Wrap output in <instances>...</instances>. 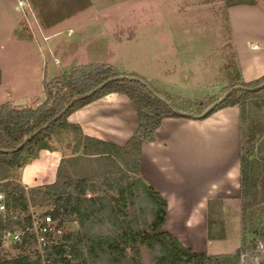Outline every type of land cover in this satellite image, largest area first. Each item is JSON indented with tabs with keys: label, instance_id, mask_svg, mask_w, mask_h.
I'll return each instance as SVG.
<instances>
[{
	"label": "trees",
	"instance_id": "trees-1",
	"mask_svg": "<svg viewBox=\"0 0 264 264\" xmlns=\"http://www.w3.org/2000/svg\"><path fill=\"white\" fill-rule=\"evenodd\" d=\"M59 2L61 9L66 10L72 0L71 3L67 0H59ZM260 2L261 0H228V5L229 8L240 5L254 6ZM68 11L67 17H70L83 11V8L80 9L76 4L74 8H68ZM234 55L236 57V52ZM235 61L239 75L226 93L235 90L203 120L227 107L238 106L240 109V203L243 248L238 249L233 255L211 256L196 253L185 247L174 234L164 229L169 204L155 187L141 177L140 171L143 144L157 139V131L163 120L193 119L174 112L152 91L167 100L174 109L195 116L202 115L221 97L208 100L180 99L172 94L160 92L150 81L139 75L122 73L111 65L88 64L76 66L52 81H46L44 89L46 100L38 108L16 107L12 102L0 104V184L3 182L0 185V192L5 193L8 207L6 212L0 213V264H44L43 257L36 248L35 237L30 232L23 236L22 242H11L17 255L8 257L2 254L6 236L12 235L17 230L21 231L22 229L19 228L29 226L30 208L44 202L54 206V209L46 214L52 215L56 221L60 220V228L61 224L73 216L82 228V231L56 238V244L52 245L51 250L46 254L45 260L51 261L50 264L59 262H62L61 264H124L127 260L129 264H143L142 248H147L155 255L156 264H241L242 256L247 250L248 230L251 227L254 229L250 220L253 217L250 209L256 207L259 201V182L262 172L257 173L255 160L260 159V154L264 153V146H261L260 152L257 151V144L264 141V88H255L264 83V77L253 82H245L236 58ZM114 78L119 79L113 80L89 98L76 102L64 116L52 122L74 99L87 95ZM1 82L0 68V85ZM111 94L127 96L139 117L137 132L123 147L86 136L79 126L68 121L69 116L75 111ZM47 125L49 127L45 128ZM37 132L38 134L35 135ZM65 134L76 137L69 140L66 147L65 145L58 147L57 141ZM72 142L74 147L71 149V156L67 157L65 150L72 145ZM44 150L62 154L54 183L29 188L8 181L12 176L10 170L25 168L37 160ZM92 159L99 164L105 163L102 165L105 169L100 170L97 175L85 173L81 179L75 180L76 175L72 173L74 167L78 163ZM98 165L96 167L100 168ZM107 190L116 191L117 197L107 201L106 197L97 195ZM90 194L93 196L89 197ZM143 195L152 205V220L145 227L136 224L137 228H133L131 221L126 219L125 210L128 206L136 205L137 200ZM222 205L218 200H208L209 241H219L225 237L223 224L217 219V215L219 217L222 215L220 210ZM119 215H124V220L127 221L124 222V228L116 219L121 231L112 243L104 244L102 241H96L91 229L93 219ZM260 224L264 227V221ZM130 251L131 257H129ZM68 255L72 256V262H66L65 256ZM58 256L62 257L61 261L56 259Z\"/></svg>",
	"mask_w": 264,
	"mask_h": 264
},
{
	"label": "rangeland",
	"instance_id": "rangeland-1",
	"mask_svg": "<svg viewBox=\"0 0 264 264\" xmlns=\"http://www.w3.org/2000/svg\"><path fill=\"white\" fill-rule=\"evenodd\" d=\"M42 1H33L31 7L33 13L31 8L19 6V12L29 17L32 27L34 25L37 28L35 21L40 18L44 26L49 23L47 28H51L52 25L58 28L59 24H61L60 29L73 28L70 36L69 32H65L64 36L49 42L54 49L44 58V69L41 72L48 82L76 66L106 64L116 67L122 73L135 74L147 79L160 92L172 94L180 99L208 100L225 95L239 75L235 65L237 55L236 57L234 55L237 52L236 36L228 14V0H72V3L71 0H67L71 4L66 10L57 6L52 10V6L50 7L48 3H45V6ZM261 3L264 4V0L258 4ZM76 4L80 9L83 8V11L79 12L81 14L75 13L78 16L62 24L70 18L67 17L68 8H74ZM244 18H247V14ZM79 36L86 37L91 44L90 49H85L88 44L85 42L83 45ZM237 62L239 63L238 60ZM7 76L12 79L10 73ZM75 137L65 134L59 138L56 145L66 147L67 142ZM261 146H264V141L257 144L258 152ZM72 147H74L73 142L65 150L67 157L71 156ZM260 156V159L255 160L257 173L262 172L259 182V201L256 207L250 209V214L253 216L250 220L254 229L251 227L248 230L247 250L245 247L246 252L242 256L241 264H264V227L260 224L264 221V153ZM98 164L94 159L78 163L72 170L76 175L74 179H81L85 173L99 174L100 170L105 169L102 166L105 163ZM97 165L100 168H97ZM185 169L184 184L177 187L164 185L163 188L174 195V199L177 193L186 199H193L192 207L187 203V207L193 210L207 191L206 185L203 184L210 177V173L199 171L192 176L193 173L188 165ZM23 170L24 168L10 170L12 176L8 181L29 188L48 185L45 179L37 180L32 185L24 184L21 179ZM179 175L183 176V170H179ZM156 190L159 192L158 189ZM176 191L178 192L175 193ZM97 195L106 197L107 201L117 197L114 190H107ZM91 196L93 195L90 194L89 197ZM227 196L237 197L228 200L226 205L220 198H211L223 204L221 209L219 208L222 215L221 217L217 215V219L223 224L225 237L219 241H209L207 234L204 233H179L178 238L182 244L192 245L196 251H206L211 256L233 255L238 249L243 248L242 209L241 200H238L241 196L238 191H230ZM207 197L204 196L205 199ZM151 206L143 195L137 200L136 205L126 208V219L131 221L133 228H137V225L145 227L152 220ZM33 209L42 214L53 210L54 206L44 202L34 205ZM124 217L119 215L94 218L91 226L94 239L104 244L112 243L121 231L116 219L120 222V226L124 227V222L127 221ZM57 221L61 223L60 220ZM61 225L60 237L82 231L75 216ZM164 229L166 230L165 227ZM251 230L253 232H250ZM4 245L3 255L8 257L17 255L11 243ZM131 256L130 251L129 257ZM154 258L155 255L150 250L142 248L143 264H156ZM124 264H129V260Z\"/></svg>",
	"mask_w": 264,
	"mask_h": 264
},
{
	"label": "crops",
	"instance_id": "crops-1",
	"mask_svg": "<svg viewBox=\"0 0 264 264\" xmlns=\"http://www.w3.org/2000/svg\"><path fill=\"white\" fill-rule=\"evenodd\" d=\"M33 1L0 0V104L28 100V106L40 107L46 100L44 89L47 80L41 75L43 60L54 49L49 42L64 36L65 32H69V36L73 33L72 27L60 29L61 24L58 28L53 25L47 28L49 23L44 26L40 18L35 21L37 28L32 27L29 17L19 12V6L31 8ZM42 3H48L52 10L56 6L61 9L59 0H43ZM228 14L236 36V55L243 79L247 83L261 79L264 77V4L234 6L229 8ZM246 14L247 18H244ZM76 16L78 14L70 16L62 24ZM79 38L83 45L87 42L85 49H90L91 44L86 37ZM8 73L12 79L8 78ZM68 121L79 126L86 136L121 147L139 128V117L133 103L121 94H111L88 104L71 114ZM61 158L60 152L41 151L39 158L24 168L23 183L32 185L44 179L48 184L54 183ZM186 165L192 176L199 171L210 173L203 184L207 190L204 196L208 197H201L193 210V199H186L178 191L174 199V195L163 188L164 185L177 187L184 184ZM180 169L183 176L179 175ZM140 171L142 178L158 189L169 204L165 224L168 232L177 238L179 233L207 234L208 199L217 197L226 205L228 200L237 197H228L230 191H238L241 196L239 107L221 109L204 120H163L157 139L143 144ZM187 203L191 207H187ZM183 245L196 253L207 254L206 251H196L192 245Z\"/></svg>",
	"mask_w": 264,
	"mask_h": 264
},
{
	"label": "built area",
	"instance_id": "built-area-1",
	"mask_svg": "<svg viewBox=\"0 0 264 264\" xmlns=\"http://www.w3.org/2000/svg\"><path fill=\"white\" fill-rule=\"evenodd\" d=\"M8 209L6 203V195L0 192V213L6 212ZM31 224L24 226L22 229L17 230L12 235L6 236L5 243L11 242H22L23 236L30 232L35 237V245L40 254L43 257L44 264H50L51 261H46V254L51 250L52 245L56 244L58 236L61 235V229L58 221H56L52 215L46 213H37L33 207L30 208ZM61 256L56 259L61 261ZM66 262H72L73 258L71 255L65 256ZM59 262L58 264H61Z\"/></svg>",
	"mask_w": 264,
	"mask_h": 264
},
{
	"label": "water",
	"instance_id": "water-1",
	"mask_svg": "<svg viewBox=\"0 0 264 264\" xmlns=\"http://www.w3.org/2000/svg\"><path fill=\"white\" fill-rule=\"evenodd\" d=\"M119 78H114V79H110L108 81H106L104 84H102L99 88L95 89L94 91L88 93L87 95H84V96H81V97H78L76 99H74L70 104H68L65 109L57 116L53 119L52 122H56L58 121L62 116H64L69 110L70 108L72 107L73 104H75L76 102L80 101V100H84V99H87L89 98L90 96H92L95 92L99 91L100 89H102L104 86H106L107 84H109L110 82H112L113 80H118ZM264 88V83H262L260 86H258L257 88L255 89H262ZM238 89V88H236ZM254 89V90H255ZM150 90L152 91V89L150 88ZM235 89H232L230 90L229 92H227L225 95H223L216 103H214L213 105H211L202 115L200 116H195V115H189V114H186V113H183L181 111H178L176 109L173 108V106L167 101L165 100L163 97H161L159 94H157L156 92L152 91L154 93V95L156 97H158L160 100H162L163 102H165L168 106H170L174 112L180 114V115H183V116H187V117H191L193 119H196V120H202L205 116H207L211 111H213L215 108H217L219 105H221L226 99L227 97L234 91ZM249 90H253V89H249ZM16 107H25V106H28L29 105V101L28 100H23V101H19V102H16L14 104ZM49 125H47L45 128H48ZM37 133H35V135H37ZM34 136V135H33ZM32 136V137H33ZM31 137V138H32ZM30 138V139H31ZM23 147V145L21 146Z\"/></svg>",
	"mask_w": 264,
	"mask_h": 264
}]
</instances>
